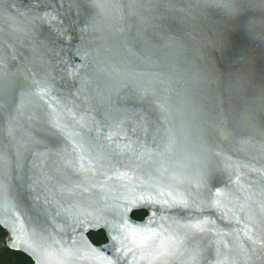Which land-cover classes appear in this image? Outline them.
Wrapping results in <instances>:
<instances>
[{
    "label": "water",
    "instance_id": "obj_1",
    "mask_svg": "<svg viewBox=\"0 0 264 264\" xmlns=\"http://www.w3.org/2000/svg\"><path fill=\"white\" fill-rule=\"evenodd\" d=\"M0 226L34 264H264V0H0Z\"/></svg>",
    "mask_w": 264,
    "mask_h": 264
},
{
    "label": "trees",
    "instance_id": "obj_2",
    "mask_svg": "<svg viewBox=\"0 0 264 264\" xmlns=\"http://www.w3.org/2000/svg\"><path fill=\"white\" fill-rule=\"evenodd\" d=\"M133 217H136L133 214ZM5 230L0 226V237L5 234ZM90 239L94 244H99L105 238L102 234L91 233ZM0 264H34L32 259L22 252L6 249L0 252Z\"/></svg>",
    "mask_w": 264,
    "mask_h": 264
},
{
    "label": "flooded vegetation",
    "instance_id": "obj_3",
    "mask_svg": "<svg viewBox=\"0 0 264 264\" xmlns=\"http://www.w3.org/2000/svg\"><path fill=\"white\" fill-rule=\"evenodd\" d=\"M134 214L136 215V217H134V219H136L137 221H143L146 218V216L148 215V211L147 210H141V211L135 212ZM91 233H93V234L94 233H96V234H102V235L105 236V238L103 239V241L100 242L99 244H96V245H102V244H105L107 242V237H106V234H105L104 231L91 232ZM91 233H89V236H90Z\"/></svg>",
    "mask_w": 264,
    "mask_h": 264
},
{
    "label": "built area",
    "instance_id": "obj_4",
    "mask_svg": "<svg viewBox=\"0 0 264 264\" xmlns=\"http://www.w3.org/2000/svg\"><path fill=\"white\" fill-rule=\"evenodd\" d=\"M9 237V233L5 232V234L0 237V252L6 249H9L7 238Z\"/></svg>",
    "mask_w": 264,
    "mask_h": 264
}]
</instances>
